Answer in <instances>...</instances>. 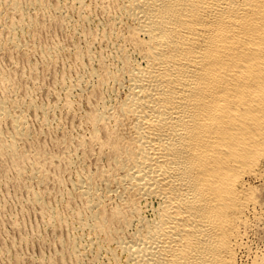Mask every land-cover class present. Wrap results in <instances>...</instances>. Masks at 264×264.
I'll list each match as a JSON object with an SVG mask.
<instances>
[{
    "label": "bare ground",
    "instance_id": "1",
    "mask_svg": "<svg viewBox=\"0 0 264 264\" xmlns=\"http://www.w3.org/2000/svg\"><path fill=\"white\" fill-rule=\"evenodd\" d=\"M94 3L105 18L70 50L86 58L83 72L52 76L59 107L31 98L41 82L29 55L51 65L67 47L33 36L67 25L69 13L91 24L86 1L0 0V57L9 58L0 65V167L47 229L78 231L57 240L49 264H250L251 222L264 214L253 186L264 179V0ZM16 53L29 60L28 79L16 74ZM85 92L89 136L63 131L60 152L48 150L41 137L56 110H71L74 93ZM91 157L94 170L85 164ZM31 183L58 187L65 211ZM10 244L0 246V264L21 261Z\"/></svg>",
    "mask_w": 264,
    "mask_h": 264
},
{
    "label": "rangeland",
    "instance_id": "2",
    "mask_svg": "<svg viewBox=\"0 0 264 264\" xmlns=\"http://www.w3.org/2000/svg\"><path fill=\"white\" fill-rule=\"evenodd\" d=\"M85 1H86V5H87L86 6L87 7V13L89 12L91 14V19L93 18L92 19L93 22L91 24L87 25L84 23H80L78 21V18L75 16V14L69 13L70 17L72 19L69 17L70 23L68 21V24L65 25L66 27L63 26L60 28V27L51 26L52 28L51 27L50 28L48 27L47 29L41 28V29H38L35 32V35L33 36V38H35V41L37 43H40V44L43 43L42 45H44V46L53 44V42L54 43L55 42L56 43H62L65 47H67L65 51L66 52L69 51V53L64 52L63 55H61L58 58L57 61L58 62L60 61L59 63L56 61V63L51 64V65L44 64L43 61L41 60L40 54L37 52L32 53V55H29L30 61L32 62V64L35 63L34 65H36L35 67L37 69L36 73H34V76L38 81L41 82V87L37 88V91L34 90L33 92H31V98H33V100L36 101L37 103L38 102H40L41 104L46 103V102L53 103L54 101L57 103L58 101L59 102L61 101L60 103H57V105L59 107L61 105H63V101H62L63 96L61 95L62 92L59 89H53V87H52L53 82H51V81L53 80V78L55 80V79H60L63 76L65 77V79L66 78L71 79V78H74L78 72H81V71L83 72L82 68L84 69V65L87 62L86 58L81 57V59L79 60V58L77 59L74 57V55L72 54V52H70V50H74V48L76 46H78V44H79L80 48L84 47L85 42L87 41V38L90 37V35H88V37H87L85 35V33L89 32V31L94 33V30H93L94 26H92V25L98 24L97 22L94 24V20L99 21V20H103L105 18L103 14L101 16L100 15L101 13L97 12L98 8L96 9L97 11L95 10V8H96V7H94L95 6L94 5L95 0L94 1L93 0H85ZM89 2H90V4H89ZM94 10H95V12H94ZM92 12H94V13H92ZM98 15H100V16H98ZM96 17L98 20L95 19ZM101 17H102V19H100ZM46 25H48V24H46ZM51 25H53V24H51ZM81 25H82V27H81ZM72 26H73V28H71ZM88 27H89V29H88ZM84 31H85V33H84ZM27 36L25 37V39L29 41L32 37H30V36L27 37ZM68 47H69V49H68ZM79 47H77V48H79ZM93 49H94V45H93ZM11 57H12L11 59L16 61L15 66H17V68L19 69V70L17 69L18 71H16V74L19 75L22 73V75L24 74L23 76L26 79H28V77H29V75H31V73L29 71V65L27 63V61H29V60L26 59V56H22L21 54L19 55L16 53V54H13ZM24 59H26V61ZM8 60H9L8 57L5 56V58H4V56H1L0 57V61H1L0 65L4 64L3 66H5V67L9 66ZM81 61H82V63H81ZM2 62H3V64H2ZM52 70H54V71H52ZM17 75L14 74V76L16 78H17ZM52 76H53V78H52ZM27 83H23L22 84L23 87H22V85L20 87L23 89L26 85L27 88L25 87L24 89H28V88L30 89V86H29L30 84L29 83L27 84ZM55 90H56V92L58 91L60 93V94L59 93L57 94L60 96V99L54 100L55 99L54 96L56 95V93H54ZM88 93L89 92H85L83 94H86V95L82 94V96L80 94H78V96H77L74 93V97H72V101L74 99L75 100L73 101L72 108L70 107L71 110L65 111L66 108L64 110L59 109V108H58L59 111H58V109L56 110V112L54 114L55 119L51 125L52 127L51 128L49 127L50 129L48 128L47 133L41 137V143L44 144L48 150H50L54 153L60 152V148H58V146L55 145L56 144L55 142L57 141V139L60 138L61 133L63 131L66 132L68 135H70V137H72L74 139L80 138L81 136L85 137V138L89 136V127H88L87 121L85 119V116H83V115H85V113H87L89 111L88 109L91 107V105H89L90 107L88 106V104H91V103L87 104ZM79 98H81V99H79ZM71 112H73V113H71ZM81 117H82V119H81ZM29 120H30L32 129L37 131L39 129V123L36 121L37 119L35 118V116H33L31 113L29 114ZM58 121H60V122H58ZM35 123H36V125H35ZM57 123L60 124V128L56 127ZM78 135L80 137H78ZM55 146H57V148ZM85 164H86L87 169L94 170V168H95L94 157L88 158L87 161L85 162ZM93 165H94V167H93ZM3 170H4V168L0 167V246L8 245V244H9V246H11L10 242L11 243H12V241L14 242V244L12 245V250L10 251V255L12 256L13 254H19L21 256V261L19 263L13 262L12 264H35L36 259L41 258L42 256H43V258H46V261L44 264H46V263L49 264L47 257L48 258H49V256L53 257L56 253H58L61 250L60 243L57 240L58 239L64 240L66 238L71 239L72 237L74 238L77 236L78 231L76 232V230H74L73 228H71V230H69V228H68L67 229L68 231L65 230L64 228H61L60 230L58 228L54 233H52L49 229H47L44 226L43 222L41 221V219L39 217L40 215H38L39 214L38 208H36L32 205H30V207H28L29 206L28 204L23 203L24 197L27 196L26 191L22 190V188L20 189L17 185H14L15 183L14 184L8 183L10 181V179L13 178V173L7 170V172L5 171L7 173L6 174L5 172H3ZM73 170L74 169L66 170V172H64V174H63L64 180L61 183L63 185V187L68 185L70 180L74 177V175H75L74 173L76 172V169L74 171ZM262 181L264 182V179ZM262 181L261 180L253 181L255 183H253V182L252 183H253V186L256 187L257 190L260 188L258 190L259 192H257V196H258L257 198L259 199V200L257 199V201H259L261 208L264 211V183ZM30 186L32 188H34V190L38 189V192H43V191L46 192L48 190L47 192L50 194H48V196H49L48 198L46 197L47 202L48 203L50 202L49 204L52 206L55 204V206H53V207L59 208L60 210H62V212L65 211L64 210L65 198L63 196V192L61 193V191L58 190L59 188L56 185L55 186L57 188H52V187H46V188L44 187L43 188L42 186H39L37 184L34 185L33 183H31ZM60 197H62V198H60ZM20 199H21V201H20ZM60 200H62V201H60ZM12 221L14 223H16L17 229L14 228V226L12 225ZM251 224L252 225L250 226V264H256V263H260V262H261L260 264H262V263L264 264V260H263L264 259V214H263L262 218L251 222ZM72 232H73V234H72ZM71 234H72V236H71ZM22 236H24L25 238L28 236L27 237L28 242H26V243L23 242L19 246L18 242ZM13 247H14V249H13ZM29 256H31V257H29ZM261 259H262V261H261ZM66 260L68 261L69 259L66 258ZM92 263L94 264V262H90V263L88 262L87 264H92Z\"/></svg>",
    "mask_w": 264,
    "mask_h": 264
}]
</instances>
